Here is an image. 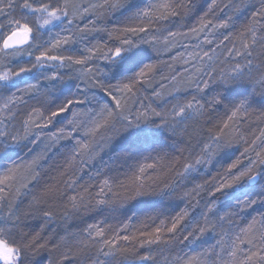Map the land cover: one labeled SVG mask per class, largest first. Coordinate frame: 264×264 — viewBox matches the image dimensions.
Listing matches in <instances>:
<instances>
[{
  "label": "snow or ice",
  "instance_id": "6c2138e0",
  "mask_svg": "<svg viewBox=\"0 0 264 264\" xmlns=\"http://www.w3.org/2000/svg\"><path fill=\"white\" fill-rule=\"evenodd\" d=\"M205 236L176 264H264V0H0V264Z\"/></svg>",
  "mask_w": 264,
  "mask_h": 264
},
{
  "label": "trees",
  "instance_id": "16d2710c",
  "mask_svg": "<svg viewBox=\"0 0 264 264\" xmlns=\"http://www.w3.org/2000/svg\"><path fill=\"white\" fill-rule=\"evenodd\" d=\"M210 2V0H209ZM204 7L206 8L207 5L205 4ZM109 27H111V25H109ZM163 72L164 74H167L168 72V69L167 68H164L163 69ZM157 79H159V77H157ZM167 93H165L166 95ZM159 103V101H157ZM148 163H151V161H148ZM149 174H153L151 172V170H149ZM52 175H55V173L53 172ZM161 175V179H169L171 180L172 179V176H167L165 174H160ZM146 201H153V200H159L161 199L160 197H146L144 198ZM176 204H179V201H177L173 206L176 207ZM147 205L146 204H137L135 202H133L132 204H130L128 206L127 209L125 210H121L120 212H117L114 215V218H109V223L113 224V225H118L120 222H123V221H126L127 220V217L130 216V215H133V213H135L137 219L134 220L132 223L135 224L136 226H140V221H146V216L148 214L151 213V209H147L146 208ZM184 205L183 204H179V207L177 208V210H179V208H183ZM105 215H108L107 213ZM104 217L101 216V217H97V219H103ZM88 222H91V221H88ZM33 223V227H37L38 224H39V221H34L32 222ZM158 223V221H157ZM154 227V225H152ZM72 231H75L76 229L73 228L71 229ZM207 236L203 237V239H205ZM201 240V242H199L198 244L194 245V246H191L189 248H185L183 249V251H180L178 249H171L169 250L168 252V249H162V248H158L156 249L154 252H153V255L155 257V255L158 257V259L156 260V264L158 262H160V264H167V259L168 261L173 260L175 259V257H178V256H184L185 254L187 255H190V252L193 251L194 248H197V247H202L204 246L203 244V241ZM199 250V249H198ZM158 261V262H157ZM149 264H151V262H149Z\"/></svg>",
  "mask_w": 264,
  "mask_h": 264
},
{
  "label": "rangeland",
  "instance_id": "374dc122",
  "mask_svg": "<svg viewBox=\"0 0 264 264\" xmlns=\"http://www.w3.org/2000/svg\"><path fill=\"white\" fill-rule=\"evenodd\" d=\"M81 2H83V3H88V0H81ZM179 39V38H178ZM167 95V94H166ZM206 178V177H205ZM204 240H209V237H206L205 239H203L202 241H204ZM197 246V245H196ZM198 249H199V247H197V248H194L193 249V251H191L190 252V255L194 252V251H198ZM174 250V249H173ZM168 252H169V250H168ZM154 256V255H153ZM155 257L158 259V257L155 255ZM156 259V260H157ZM176 259H177V257H175V259H173V260H171L170 259V261H168V259H167V264H176ZM158 262V261H157ZM157 264H160V262H158Z\"/></svg>",
  "mask_w": 264,
  "mask_h": 264
}]
</instances>
